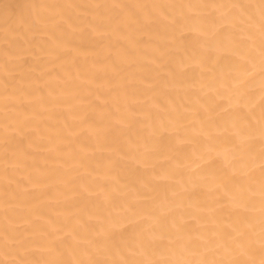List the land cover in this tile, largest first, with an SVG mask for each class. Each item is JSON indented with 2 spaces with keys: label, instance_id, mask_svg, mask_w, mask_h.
<instances>
[{
  "label": "bare ground",
  "instance_id": "bare-ground-1",
  "mask_svg": "<svg viewBox=\"0 0 264 264\" xmlns=\"http://www.w3.org/2000/svg\"><path fill=\"white\" fill-rule=\"evenodd\" d=\"M0 264H264V0H0Z\"/></svg>",
  "mask_w": 264,
  "mask_h": 264
}]
</instances>
